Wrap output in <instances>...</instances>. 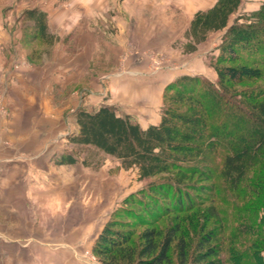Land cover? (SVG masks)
Instances as JSON below:
<instances>
[{"label":"rangeland","instance_id":"rangeland-1","mask_svg":"<svg viewBox=\"0 0 264 264\" xmlns=\"http://www.w3.org/2000/svg\"><path fill=\"white\" fill-rule=\"evenodd\" d=\"M201 1L169 3L175 16L167 18L168 5L162 0H0V159L41 151L44 155L32 163L31 179L28 164L0 163V243L9 238L6 250L15 252L14 259L1 256L0 264H105L93 247L111 221L114 230L127 238L125 253H138L147 231L156 230L164 237L167 231L180 229L169 252L173 264H178L182 242L190 255L215 249L217 255L202 264H229L232 246L239 251L247 247L252 237L238 235V208L247 204L243 194L231 192L218 176L223 166L220 156L191 157L179 169L142 180L137 169L125 170L100 150L71 142L79 133L77 110L94 112L110 106L126 115L119 104L127 102L131 84L142 93L165 77L166 88L189 78L199 80V90L205 82L220 90L214 63L227 31L210 35L195 53H187L185 34L200 3L204 6L210 0ZM263 3L244 0L230 25L257 24L252 16ZM30 10L46 14L49 39L27 18ZM120 12L131 14L128 36L137 38L124 45L119 61L109 67L112 57L97 52L92 34L95 27L117 38ZM80 13L87 15L88 29L71 26ZM100 31L97 35L103 36ZM140 37L146 40L138 42ZM240 54V60L224 66L264 70L253 52ZM75 60L85 67L72 69ZM78 72L83 74L79 81ZM36 79L42 81L41 92L32 91ZM227 86L238 95L264 91V77ZM100 92L103 95L97 97ZM174 94L164 91L161 118L169 107L164 96ZM69 155L77 160L75 165L59 164ZM28 186L35 194L27 195ZM210 235L212 241L200 248ZM234 235L235 242L226 243Z\"/></svg>","mask_w":264,"mask_h":264},{"label":"trees","instance_id":"trees-1","mask_svg":"<svg viewBox=\"0 0 264 264\" xmlns=\"http://www.w3.org/2000/svg\"><path fill=\"white\" fill-rule=\"evenodd\" d=\"M243 1L218 0L213 8L195 15L185 34L189 40L187 53H195L210 35L227 31L214 63L220 90L206 82L199 90L198 79L182 78L176 86L165 89L174 90L175 94L166 99L164 96L169 107L165 106L161 123L148 129L114 107L101 106L94 112L79 109L75 113L79 133L71 142L100 150L120 161L125 170L137 169L142 180L179 169L191 161V157H205L210 153L220 156L223 166L218 176L225 180L231 192L243 194L247 204L246 208L233 205L239 209L238 235L252 237L242 251L232 246L229 264H247V261L248 264H264V91H244L238 95L227 86L261 80L264 70L224 66L240 60V52L245 50L260 57L264 66V3L252 16L257 24L230 25ZM26 16L44 38H50L46 14L30 10ZM241 19L244 18H236ZM76 163L71 155L59 162L61 165ZM113 226L114 222L107 223L93 247L94 254L105 264H173L169 252L180 229L169 230L164 237L156 230L147 231L142 236L141 250L125 253L127 238ZM236 237L228 238L226 243L232 244ZM212 239V235L205 238L200 248ZM186 249L182 242L178 264H202L217 255L214 248L207 254L194 255Z\"/></svg>","mask_w":264,"mask_h":264},{"label":"crops","instance_id":"crops-1","mask_svg":"<svg viewBox=\"0 0 264 264\" xmlns=\"http://www.w3.org/2000/svg\"><path fill=\"white\" fill-rule=\"evenodd\" d=\"M164 3L167 2L168 5V11L166 10L164 13L167 18H173L175 15L171 12H169V3L171 4V6L175 3V1H179V0H162ZM183 1V0H181ZM205 0H202L201 2L204 3ZM218 0H210L209 2L205 3V5L203 6L202 3H200L201 5L199 6V11H207L211 8H213L215 6V4L217 3ZM174 7V6H173ZM174 11V10H173ZM107 14V13H105ZM141 12L137 13V15H140ZM150 15L153 14V12L149 13ZM161 14V12H160ZM159 14V15H160ZM128 15L131 14H127L125 12H120V17H119V22H120V26H119V32H118V36L117 38L113 39L112 37H110V33H105V32H101L100 28L99 29H95L94 27V31H93V41L95 43H97L98 49L97 52L101 53L104 57L106 58H111L110 61H112V63H108L109 67L112 65H115V62L119 61L120 56L122 55V52L124 51V45H126L127 43L130 42H134L136 41L137 37H129L128 33L131 31V23L129 22L130 18ZM154 17V16H153ZM77 21V20H76ZM75 20L71 22V26L73 27V29H75L74 27H77L81 30H84L85 28H89V25H91L90 21H88L87 15H85L84 13H80L78 21L76 22ZM173 24V23H172ZM170 25V24H168ZM83 27V28H80ZM158 28V26H157ZM80 32H84L81 31ZM76 32H78L77 30H75ZM97 31H100V33L103 34V36L101 35H97ZM99 33V34H100ZM143 33V31L141 32V34ZM83 34V33H82ZM140 34V33H139ZM140 34V35H141ZM145 41L146 39L143 37L138 39V42H142ZM99 43V44H98ZM114 53V54H112ZM109 61V62H110ZM87 66L91 67V62L88 59L87 60ZM74 69L75 67V71H78L80 67H85L84 66V62H80L75 60V64L72 66ZM80 73V72H78ZM83 74H78V81L80 80L81 76ZM140 75V74H138ZM85 76L90 77L89 72L86 71ZM167 78L165 77L161 82H157V84L155 85L154 88H150L147 90H144L142 93H137L135 91V86L133 84H131V88L129 91V97L127 99L126 103L123 104H119L120 108L124 107L125 108V112L127 116H130L132 118V120L134 122H136L137 124H139L143 129H148L152 126H158L161 123V114L159 113L162 105H163V95H164V91L166 89L167 83L166 80ZM42 81L39 79L34 80L33 84V89L32 91L36 90L38 92L42 91ZM102 89V87H100ZM103 94L100 92L98 93L96 96L97 97H101ZM118 106V105H117ZM43 152H39L36 153L34 155H24V156H13V157H9L8 159H4L1 160L0 159V163H5L7 162L8 165H16V164H28L27 166H25V169L27 172H29V179H31L32 173H33V167H32V163H36L37 161H39L40 159L43 158ZM19 162V163H17ZM37 166V165H36ZM35 166V167H36ZM41 170H37V172H40ZM41 173V172H40ZM41 182V181H40ZM27 195L31 196L33 192V186H28V190H27ZM35 194V193H34ZM1 238V236H0ZM10 241L9 238H6L5 240L1 241L0 243V257L1 256H6L7 259L11 258L14 259L15 258V252H7L6 250V246H5V241ZM7 242V243H8Z\"/></svg>","mask_w":264,"mask_h":264}]
</instances>
